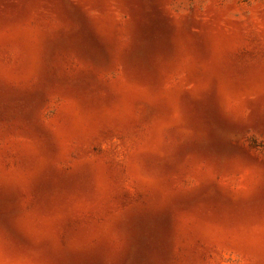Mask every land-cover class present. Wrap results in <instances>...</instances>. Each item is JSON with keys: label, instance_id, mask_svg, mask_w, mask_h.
Masks as SVG:
<instances>
[{"label": "rangeland", "instance_id": "1", "mask_svg": "<svg viewBox=\"0 0 264 264\" xmlns=\"http://www.w3.org/2000/svg\"><path fill=\"white\" fill-rule=\"evenodd\" d=\"M0 264H264V0H0Z\"/></svg>", "mask_w": 264, "mask_h": 264}]
</instances>
